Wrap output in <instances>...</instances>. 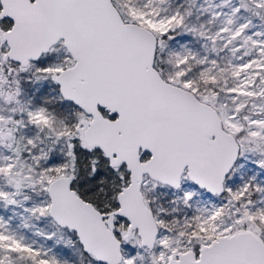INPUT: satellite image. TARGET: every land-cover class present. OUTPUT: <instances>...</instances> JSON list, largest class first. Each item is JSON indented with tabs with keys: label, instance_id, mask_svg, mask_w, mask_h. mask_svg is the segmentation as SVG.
I'll return each instance as SVG.
<instances>
[{
	"label": "snow or ice",
	"instance_id": "1",
	"mask_svg": "<svg viewBox=\"0 0 264 264\" xmlns=\"http://www.w3.org/2000/svg\"><path fill=\"white\" fill-rule=\"evenodd\" d=\"M0 264H264V0H0Z\"/></svg>",
	"mask_w": 264,
	"mask_h": 264
},
{
	"label": "rangeland",
	"instance_id": "2",
	"mask_svg": "<svg viewBox=\"0 0 264 264\" xmlns=\"http://www.w3.org/2000/svg\"><path fill=\"white\" fill-rule=\"evenodd\" d=\"M53 88H54V85H50V84L45 83V84L41 85L39 89H35V88L30 89L29 94L31 95L32 93H35V99L38 102L39 98L41 96L46 95V94L47 95L53 94L52 93ZM234 180H238V177H234ZM186 187H191V185H186ZM200 198L201 199H207L208 197H207V194H202ZM73 251H74V249H73ZM126 251H127V249H126Z\"/></svg>",
	"mask_w": 264,
	"mask_h": 264
},
{
	"label": "built area",
	"instance_id": "3",
	"mask_svg": "<svg viewBox=\"0 0 264 264\" xmlns=\"http://www.w3.org/2000/svg\"><path fill=\"white\" fill-rule=\"evenodd\" d=\"M5 215H8L9 213L5 212L4 213ZM14 226L16 225H20L21 224V220L19 217L17 218H14ZM41 227H43V225H41ZM48 244L49 247H52L53 248V251L57 254V247L60 246V245H54L52 242H46ZM68 249H72V248H68ZM73 250V249H72ZM75 252V251H74ZM58 255V254H57ZM60 256V255H59ZM61 258H64V259H68L70 261H73V262H76L77 261V255H76V258L72 259L70 256H60Z\"/></svg>",
	"mask_w": 264,
	"mask_h": 264
},
{
	"label": "trees",
	"instance_id": "4",
	"mask_svg": "<svg viewBox=\"0 0 264 264\" xmlns=\"http://www.w3.org/2000/svg\"><path fill=\"white\" fill-rule=\"evenodd\" d=\"M57 254L60 256H70L72 259L76 258V254L72 249L65 248L63 245L57 247Z\"/></svg>",
	"mask_w": 264,
	"mask_h": 264
}]
</instances>
